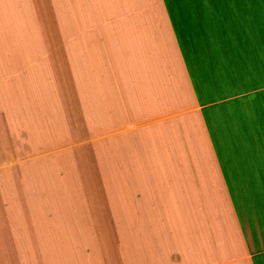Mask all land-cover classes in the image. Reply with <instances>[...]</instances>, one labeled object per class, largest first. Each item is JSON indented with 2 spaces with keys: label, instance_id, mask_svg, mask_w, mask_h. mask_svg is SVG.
Returning <instances> with one entry per match:
<instances>
[{
  "label": "crops",
  "instance_id": "1",
  "mask_svg": "<svg viewBox=\"0 0 264 264\" xmlns=\"http://www.w3.org/2000/svg\"><path fill=\"white\" fill-rule=\"evenodd\" d=\"M0 264H264V0H0Z\"/></svg>",
  "mask_w": 264,
  "mask_h": 264
}]
</instances>
